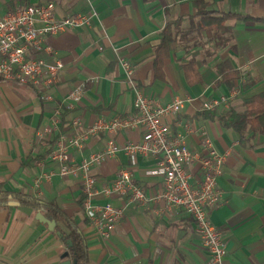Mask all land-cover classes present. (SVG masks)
Segmentation results:
<instances>
[{"label":"crops","instance_id":"1","mask_svg":"<svg viewBox=\"0 0 264 264\" xmlns=\"http://www.w3.org/2000/svg\"><path fill=\"white\" fill-rule=\"evenodd\" d=\"M18 1H52L59 16L79 11L95 15L90 27L45 38L53 52L41 56L48 62L58 59L64 65L50 101L41 100L30 85L0 78V181L5 189L54 201L62 208L86 240L88 264H209L208 250L201 245L192 218L180 210L158 216V203H129L118 195L97 197L99 202L108 200L124 206L114 230L107 239H101L84 216L79 180L60 176L57 163L48 158L58 136L69 131L73 118L88 125L98 116L132 113L133 88L119 63L124 59L134 69V83L161 103L174 96L193 99L167 123L172 132L180 130L178 122L192 124L194 132L185 136L190 149L198 148L204 130L218 151L228 153L218 179L222 198L210 214L211 222L222 231L226 261L264 264V134L241 140L233 129L205 116L200 105L201 101L227 95V105L213 111L241 110L244 97L264 91V0H204L207 10L248 16L226 20L227 30L220 33L212 27H198L197 0H0V15ZM179 18L182 20L173 30L171 49L163 59L162 77H157L154 48L166 22ZM191 59L201 83L186 80L182 65ZM222 61L240 72L230 89L217 81L216 66ZM91 76H97V81L86 82L81 101L73 109L62 111L58 130L40 134L56 104L78 81ZM140 136L137 129L121 130L116 136L115 156L93 167L91 174L111 181L118 169L124 168L145 193L154 194L161 177L149 171L159 166V158L138 155L132 159L122 149ZM106 139L97 135L80 151H71L74 161L102 149ZM43 174L50 176L44 178ZM35 214L13 197L0 201V264L61 262L63 243Z\"/></svg>","mask_w":264,"mask_h":264},{"label":"built area","instance_id":"2","mask_svg":"<svg viewBox=\"0 0 264 264\" xmlns=\"http://www.w3.org/2000/svg\"><path fill=\"white\" fill-rule=\"evenodd\" d=\"M94 15V12L79 11L59 16L52 1L16 2L8 7L0 15V78L30 85L41 100L50 101L64 65L58 59L48 62L41 56L53 52L45 38L69 29L90 27ZM119 63L133 88L132 113L111 118L98 116L88 125H83L80 118H73L69 131L58 136L48 158L57 163L60 176L79 180L84 216L101 239H107L114 230L124 214V206L96 199L118 195L129 203L160 204L155 212L158 216L175 210L185 212L194 222L201 245L208 250L209 264H228L222 231L210 220L211 212L222 198L218 179L228 153L218 151L204 130L200 132L198 148L190 149L185 136L194 132L192 124L178 122L180 130L172 132L167 119L181 112L193 99L174 96L169 102L161 103L134 83V69L129 61L120 59ZM89 81L96 82L97 76L84 78L70 89L56 104L49 123L40 134L49 135L58 130L63 109L71 110L81 101ZM228 99L229 96L223 95L201 101L200 105L202 109L213 111L220 105H227ZM134 129L141 131V136L137 141L126 142L123 151L132 159L138 155H153L160 160L159 166L149 171L161 177L160 188L152 195L134 182L127 169H118L111 181L91 174L93 167L115 156L117 134L121 130ZM100 134L107 137L102 149L75 162L71 151H80L90 138ZM49 176L43 174L44 178Z\"/></svg>","mask_w":264,"mask_h":264},{"label":"trees","instance_id":"3","mask_svg":"<svg viewBox=\"0 0 264 264\" xmlns=\"http://www.w3.org/2000/svg\"><path fill=\"white\" fill-rule=\"evenodd\" d=\"M15 3H11L9 7H13ZM207 4L204 0H197L196 3L195 17L198 20V27L201 29L212 27L215 32L220 33L227 30L226 20L248 18L247 15L233 12L207 10L205 9ZM181 20L182 18L167 21L160 32V40L153 53L154 74L157 77H162L163 59L169 54L170 45L173 41V30ZM182 68L189 84L201 83V76L193 59L183 64ZM216 71L219 75L217 81L225 84L228 89L232 88L234 81L240 77V72L234 69L228 61L217 64ZM247 86V84L243 85L244 88ZM64 111L63 109V113ZM202 113L207 117L216 118L222 126L233 129L238 133L241 140L249 139L258 133L264 134V91L244 97L241 110L228 108L219 113L210 110H203ZM8 197L15 198L19 205L30 206L35 213L40 212L45 218L55 221L56 224L51 231L64 245L61 262L69 260L71 261L70 264H88V249L82 232L75 226L72 218L54 201H45L20 191H9L5 189L4 182L0 181V201Z\"/></svg>","mask_w":264,"mask_h":264},{"label":"water","instance_id":"4","mask_svg":"<svg viewBox=\"0 0 264 264\" xmlns=\"http://www.w3.org/2000/svg\"><path fill=\"white\" fill-rule=\"evenodd\" d=\"M35 218L37 220L45 223L47 225V227H48L49 230L54 229V226L56 224L54 220H49V219L45 218L40 212H37L35 214ZM70 263H71V261L65 260V261L60 262L59 264H70Z\"/></svg>","mask_w":264,"mask_h":264},{"label":"rangeland","instance_id":"5","mask_svg":"<svg viewBox=\"0 0 264 264\" xmlns=\"http://www.w3.org/2000/svg\"><path fill=\"white\" fill-rule=\"evenodd\" d=\"M19 2V1H18ZM20 3H24V2H20Z\"/></svg>","mask_w":264,"mask_h":264}]
</instances>
